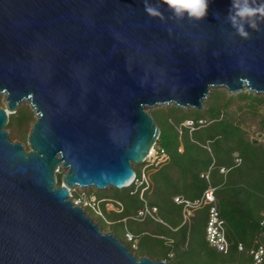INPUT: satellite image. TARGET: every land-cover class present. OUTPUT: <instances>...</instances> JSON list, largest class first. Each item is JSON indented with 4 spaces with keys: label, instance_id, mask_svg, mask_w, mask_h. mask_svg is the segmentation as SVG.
Masks as SVG:
<instances>
[{
    "label": "water",
    "instance_id": "1",
    "mask_svg": "<svg viewBox=\"0 0 264 264\" xmlns=\"http://www.w3.org/2000/svg\"><path fill=\"white\" fill-rule=\"evenodd\" d=\"M147 3L163 15L145 0H0V264H169L104 232L72 190L128 189L161 135L151 109L264 94V19L241 38L231 0L203 22ZM23 102L27 146L6 129Z\"/></svg>",
    "mask_w": 264,
    "mask_h": 264
},
{
    "label": "rangeland",
    "instance_id": "2",
    "mask_svg": "<svg viewBox=\"0 0 264 264\" xmlns=\"http://www.w3.org/2000/svg\"><path fill=\"white\" fill-rule=\"evenodd\" d=\"M245 92L253 93L250 91H244L238 94H231L226 88H217L212 90L209 98L205 101V107L202 110L189 108L192 110L182 112L177 110L175 111L174 109H166L176 106L172 104L153 108L151 109V112L152 114L154 113V118L159 127L161 128V137L159 138L158 146L164 147L166 150H168L169 153L172 152V148L177 144L178 140V136L174 133V130H172L171 127L172 120H174V122L187 119H192L195 121L199 119H206L210 121L211 117L219 118V114H221V112L226 115L223 120H216L214 121L212 126L210 124L195 132L194 137L197 140L205 142V144H207L209 141H211V137L215 136V133L221 132L225 136L224 142L226 143V147L229 146L230 149H233L235 151V154H233V161L236 158H240L244 161V163L242 166H240V168L236 169V171L232 173V181L229 184L231 185V187L220 190V194H227L231 191L233 186L239 187H237V191L245 190L243 193L240 191L242 193L241 195L240 193H237L235 196V198L240 201L241 196L243 195V202H239V205L241 206L240 210L247 213L248 216L253 215V217L257 218L260 214L264 213V126H262V120L264 119V102L263 104H258V102L260 101H257L256 104L247 106L248 102L243 101L241 103V106L243 108L240 107L239 103H236L230 107V113L224 112L225 110H223V107L228 106L230 103H234L237 101V99H234L233 96H237ZM253 94L258 96H264V94ZM6 98L7 97L5 95H0V108L6 109ZM242 98L245 97L243 96ZM247 99L250 100V102H252L251 100H255L252 97H248ZM238 102L240 101L238 100ZM27 107H29V109ZM30 112L32 113V118ZM234 116L238 119H236ZM10 117H12V120H10L9 118V123L10 121H13V123L16 124V127L15 125H9V123L6 126V129L10 134L11 140L14 142H22L27 146L28 135L31 131L33 124L36 122L35 112L27 102H23L21 106L17 109V112L14 114L11 113ZM30 119L31 121L29 122ZM25 127L26 130L24 132ZM188 135L190 138L191 136H193L190 133ZM183 138H179L180 143L182 141L184 142L187 137ZM249 138L255 140L251 139L252 141H249ZM255 141H262L263 143L256 144ZM250 142L252 143V145L250 144ZM220 157L225 158V155H217L218 160H220ZM175 162H178V160H175ZM134 168L140 175L142 172L143 164L134 165ZM149 172L150 175H153L155 170H151ZM240 184L243 185L240 187ZM85 191L87 195H95L97 192H99V190L96 189H86ZM130 191L131 189H125L123 191L117 189H108L105 191H100V193L101 196L108 197L107 200L121 202L123 206L125 204L130 207L133 206L135 203L140 205V192H137L136 194H131ZM150 192L146 194V198L150 199L154 198L155 196V200L158 199L156 195L152 197L151 195L149 196ZM80 193L81 190L79 189L73 191V195L75 196L79 195ZM230 196L231 195H228V198ZM157 204H159V201H157ZM86 211L95 222L100 224L104 232H108L107 230H112V232L123 243H125L129 247L131 246V244L127 242L125 238L124 227L127 223L124 220L119 221L118 223L113 224L112 226H108L103 219L95 216L90 209H86ZM123 216L124 215H119V217ZM237 217L238 218L235 219L233 218L234 220L232 221V226L240 229L242 218L240 217V215H238ZM149 239L153 240L154 243L151 244ZM141 241L142 242L139 250L133 251L136 255L144 253V251H146L145 248H148L147 250H149L151 252L150 254L152 255H160V253H163V250H165V248L163 249L162 247L165 243L163 239H153L151 237H148L144 238ZM221 261L223 263H235L237 259H235V256L233 254H230L223 255ZM169 262L170 264H175L173 263V261L169 260ZM250 262V259L244 256L239 261V264H250ZM183 264H187L186 259H183Z\"/></svg>",
    "mask_w": 264,
    "mask_h": 264
},
{
    "label": "trees",
    "instance_id": "3",
    "mask_svg": "<svg viewBox=\"0 0 264 264\" xmlns=\"http://www.w3.org/2000/svg\"><path fill=\"white\" fill-rule=\"evenodd\" d=\"M243 96L245 98H242ZM248 97H252L255 100H251L252 102H250V100L247 99ZM233 98L237 99V101L234 103H230L228 106L223 107V110H225L224 112L230 113V107L236 103H239L240 107H242L241 103L243 101L248 102L247 106L254 105L257 103V101H260V102H258V104H263V102H264V96H258V95H255L253 93H247V92H245L243 94H239L237 96H233ZM238 100L240 102H238ZM27 108L29 109V107H27ZM166 109H174L175 111L177 110V111H182V112L192 110V109L186 110V109L180 108L178 106H174L172 108H166ZM219 115H220L219 118L211 117L210 121H208L206 119H199V120H205L207 122L206 126H208L210 124L212 126L214 121L223 120L226 116L222 112ZM153 116H154V113H153ZM9 118H10V120H12V117H9ZM31 118H32V113H31ZM235 118L238 119L237 117H235ZM170 120H172V119H170ZM30 121H31V119L29 120V122ZM185 121L186 120H180L177 122H174V120L171 121L172 130H174V133L178 136L177 144L172 148V152H171L172 159H171V161L173 160V162H175V160H178L180 163H184V165H187V166H185V168L189 171V173H191V167L197 166L199 169V174L196 175V177H195L196 180H197V177H199V180H200V178H201L200 173L203 170L206 171L210 168H211V178H212L213 182L215 181V178L217 176L223 177L225 172L227 173L225 175V176H227L226 181H224L222 186H217V188H216L217 189L216 190V196L219 200L222 217L225 219V221L227 223V237H228V240L230 242V251L228 254H223V253L218 252L216 249L209 246V243L206 239V225H207V220H208V209H207L204 216H201L200 214H196L194 216V218L192 220V224H191V229H190L191 231H189L187 226L181 228V230H182L181 231L182 232V239L180 242L181 245H175V248H174L175 254H173V257H172L173 259H171L170 261H173V263H175V264H183V259L184 260L186 259L187 264H224L227 262L223 263L221 261L222 256L233 254L235 256V259H237V261L235 262L236 264H239V261L244 256H246L250 259V261H251L250 264H251L252 263V257L247 252L255 247V240L258 237H260L262 234H264V228L261 226V221L263 219L264 213L260 214L259 217L255 218V217H253V215L248 216L247 213L240 210L241 206L239 205V202H243V199H242L243 195L241 196L242 200L240 199V201L237 200V198H235V196L237 193H240V195H241L245 190L237 191L238 186H233L234 189L232 188L231 191L228 192L227 194L226 193L220 194V190L231 187V185H229L232 181L231 175L233 172L236 171V169L240 168V166L243 165L244 161L240 158H239L240 162H237L238 158H236L234 160L235 162L233 161V154H235V151L233 149H230L229 146L226 147V143L224 142L225 136L221 132L215 133V136L211 137V141L208 142L209 147L211 148V153L206 148L207 144H205V142H201L194 137L195 132H197L198 130H200L206 126L201 127L198 130H196L195 132H193L192 133L193 136H191V138L188 135L189 134L188 130L184 131V133L182 135H179V133L177 131V126H179L180 124H182ZM262 122H263L262 126H264V119L262 120ZM176 123H178V124H176ZM10 124L15 125V127H16V124H14L13 121H10L9 125ZM25 130H26V127L24 128V132H25ZM187 131H188V134H187ZM160 137H161V135H160ZM180 137H182V138L187 137V138H186V140H184V142L182 141L180 143V140H179ZM251 139L252 138H249V141L255 140V139H252V140ZM255 143L261 144L263 142L262 141L261 142L256 141ZM181 144H183L185 146V148H188V149L189 148H196L198 151V154H194V155H192L191 153L185 154V155L178 154L177 153L178 147ZM250 144L252 145L251 142H250ZM221 154H224L225 158L220 157L219 158L220 160H218L217 155H221ZM192 156H196L197 158H195V157L192 158ZM163 166H161L158 169H155V172H154V173H156L155 174V178H156V182H157L156 194H157V198L159 199V200H157V201H159V204L161 202L160 201L161 195L165 191V187L162 188L161 182H160V171H161L160 169ZM222 169H225L224 173H222V171H221ZM150 177H151V175H150ZM61 178H62V175L59 174L58 175V184L62 183ZM214 185H216V181H215ZM242 185L243 184H240L239 186L241 187ZM203 188H204V186L202 184V189ZM128 189H131V191H130V193H131L134 191L135 188L130 187ZM111 190H113V189H111ZM149 190H147V191H149ZM137 192H140V190H138ZM136 193H134V194H136ZM95 195L100 200H105L108 198V197L101 196L100 191L97 192ZM228 195H231V196L228 198ZM227 201H229V202H227ZM139 202H140V205L135 203L133 206H130V207L124 204V210L121 213V215H124V216L119 217L118 220L122 221V219L129 217L130 214H133L135 212L136 213L139 212V208H140L139 206H141V204H142V202L140 200H139ZM238 215H240V217L242 218L240 229L232 226V221L235 218H238L237 217ZM203 227L205 230L204 233L202 231ZM197 228L200 229V232ZM239 243H242L245 246L244 252L238 251V244ZM177 246H180V247H177ZM129 248L131 249V246Z\"/></svg>",
    "mask_w": 264,
    "mask_h": 264
},
{
    "label": "crops",
    "instance_id": "4",
    "mask_svg": "<svg viewBox=\"0 0 264 264\" xmlns=\"http://www.w3.org/2000/svg\"><path fill=\"white\" fill-rule=\"evenodd\" d=\"M256 142V141H255ZM208 145V143H207ZM206 148L211 153V148L209 145ZM178 154L185 155V154H198V151L196 148H185L183 144L179 145L178 147ZM170 154V161L166 163L160 170V182L162 188L165 187V191L161 195L160 204H157V200H155L156 194V178L155 174L151 175V181H152V187L149 191H147L144 195L145 200L151 207H156L158 209L156 213V219L153 218H146L144 220H138L136 219L137 213L130 214L129 217H126L122 219L127 224L124 227V233L129 231L130 233L134 234L137 237V250H139L141 245V240L144 238H155V239H163L165 243L163 244V253H160V255H152L151 252L147 250L148 248H145L146 251L144 253H141L138 256H148L155 260H164L169 263V260L173 259V254H175V245H181V239H182V227L187 226L189 231H191V224L194 216L196 214H200L201 216H204L206 213L207 207L199 209L195 211L194 216L191 220V223L184 224L183 223V214H182V206L177 204L175 202V198L182 197L187 200H196L200 198L205 191V189L208 186H213L217 188V186H222L224 181H226L227 176H225L227 173L225 172L224 176H217L215 178L216 185H214L215 181L213 182L211 178V168L208 170H203L201 174V178L199 180V177L196 175L199 174L198 167H191V173L185 168L184 163L173 162L172 154ZM196 156H192V158ZM224 173V172H222ZM208 175L209 179H205L203 176ZM204 188L202 189V184ZM151 191V192H150ZM149 193V196H154V198H146V194ZM141 200V198H140ZM142 204L139 206V211L144 207L145 203L141 200ZM100 207L104 213V216L106 220L110 223L107 224L113 225L116 224L119 220V215L121 213H116L112 211H107L105 209L104 203L100 204ZM105 222V221H104ZM200 232V229L197 228ZM108 232H112V230H107ZM202 231L204 233V227L202 228ZM113 233V232H112ZM114 234V233H113ZM151 235V236H149ZM150 240V239H149ZM151 244L154 243L153 240H150ZM149 242V243H150ZM210 246V245H209ZM180 247V246H177ZM172 255V256H171ZM170 264V263H169Z\"/></svg>",
    "mask_w": 264,
    "mask_h": 264
},
{
    "label": "built area",
    "instance_id": "5",
    "mask_svg": "<svg viewBox=\"0 0 264 264\" xmlns=\"http://www.w3.org/2000/svg\"><path fill=\"white\" fill-rule=\"evenodd\" d=\"M187 108L186 110H188ZM207 125L205 120H192L188 119L179 126H177V131L179 135H182L185 130H188L190 134L195 132L201 127ZM158 141H156L155 145L145 158L142 168V172L139 175L137 173L133 183L128 187H134V191L132 194L136 193L140 190V198L145 203L144 207L137 213L136 219L144 220L148 217L156 219V213L158 209L156 207H151L147 203L144 198V195L147 190L151 189L152 181L150 178L151 170H155L163 166L164 164L170 161V154L164 148L158 146ZM209 145V144H208ZM207 145V146H208ZM237 162H240V159H237ZM225 172V169L221 170ZM137 172V171H136ZM205 179H209L208 175L203 176ZM81 190V189H79ZM216 188L213 186H208L203 192L202 196L196 200H187L182 197L175 198V202L182 206V214H183V223L189 224L194 216L195 211L207 207L208 209V220L206 225V239L210 245V247L216 249L218 252L223 254H228L230 251V242L227 237V223L225 219L222 217L221 208L219 204V200L216 196ZM72 190V201L75 205L81 206L85 211L86 209H90L91 212L103 219L107 224H110L100 207L101 203H104L105 209L107 211H112L116 213H122L124 210V206L121 202L113 201V200H100L95 195H87L85 190H81L79 195H73ZM87 212V211H86ZM261 226L264 228V215L261 221ZM125 238L127 242L131 244V251L137 250V237L127 231L125 233ZM238 251L244 252L245 246L242 243L238 244ZM134 253V252H133ZM252 257L251 264H263L264 263V234L258 237L255 240V247L247 252ZM172 256V255H171ZM224 264H236L232 262H227Z\"/></svg>",
    "mask_w": 264,
    "mask_h": 264
},
{
    "label": "clouds",
    "instance_id": "6",
    "mask_svg": "<svg viewBox=\"0 0 264 264\" xmlns=\"http://www.w3.org/2000/svg\"><path fill=\"white\" fill-rule=\"evenodd\" d=\"M177 19L203 22L208 15L210 0H162ZM145 11L150 16H162L157 6H150L145 0ZM216 19L220 14H215ZM264 19V0H231V7L225 22L241 38H248V28L257 29V21ZM135 254V253H134Z\"/></svg>",
    "mask_w": 264,
    "mask_h": 264
},
{
    "label": "bare ground",
    "instance_id": "7",
    "mask_svg": "<svg viewBox=\"0 0 264 264\" xmlns=\"http://www.w3.org/2000/svg\"><path fill=\"white\" fill-rule=\"evenodd\" d=\"M6 96V95H5ZM11 113H9V115H10Z\"/></svg>",
    "mask_w": 264,
    "mask_h": 264
}]
</instances>
